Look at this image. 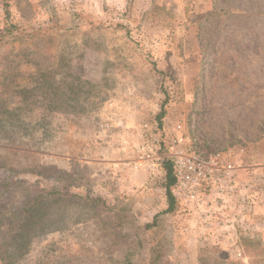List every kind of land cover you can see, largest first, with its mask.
I'll return each instance as SVG.
<instances>
[{"label": "rangeland", "instance_id": "obj_1", "mask_svg": "<svg viewBox=\"0 0 264 264\" xmlns=\"http://www.w3.org/2000/svg\"><path fill=\"white\" fill-rule=\"evenodd\" d=\"M5 3L0 264H264V0H0V34ZM180 134L232 153L208 215L164 212ZM49 191L20 254L14 213Z\"/></svg>", "mask_w": 264, "mask_h": 264}, {"label": "built area", "instance_id": "obj_2", "mask_svg": "<svg viewBox=\"0 0 264 264\" xmlns=\"http://www.w3.org/2000/svg\"><path fill=\"white\" fill-rule=\"evenodd\" d=\"M231 154L203 150L190 135L180 134L172 153L176 198L193 210L212 213L214 206L235 191L233 170L226 166Z\"/></svg>", "mask_w": 264, "mask_h": 264}, {"label": "trees", "instance_id": "obj_3", "mask_svg": "<svg viewBox=\"0 0 264 264\" xmlns=\"http://www.w3.org/2000/svg\"><path fill=\"white\" fill-rule=\"evenodd\" d=\"M5 12L7 24L4 27V32L0 34V44L6 43L8 41V35L15 32L16 34L26 31L25 28L18 26L16 24L10 23L8 20L10 18V10L8 4L5 3ZM168 102V98L165 99L162 103L161 110L157 114V120L160 125L163 124V119L167 114L166 103ZM163 167L165 169V189L167 195L168 207L164 212H173L177 207V199L174 192V185L176 183V176L174 173V166L171 160L165 159L163 162ZM59 193L56 191H49L46 194H42L40 192H35L34 197L29 199L28 205L25 207L23 211L17 210L14 215L17 218V221L14 224V229L17 231V234L21 236V243L19 244V252L20 254L25 253L28 249V246L31 241V237L34 233V223L38 220H41L48 211V199L50 196L56 197ZM158 214L154 216V220L151 223L146 224V228H151L157 224ZM13 227V226H12ZM35 232V231H34ZM160 260V255L154 254L151 259L152 264H157Z\"/></svg>", "mask_w": 264, "mask_h": 264}, {"label": "crops", "instance_id": "obj_4", "mask_svg": "<svg viewBox=\"0 0 264 264\" xmlns=\"http://www.w3.org/2000/svg\"><path fill=\"white\" fill-rule=\"evenodd\" d=\"M257 212H258V228L259 230L264 231V203H261L257 206Z\"/></svg>", "mask_w": 264, "mask_h": 264}]
</instances>
